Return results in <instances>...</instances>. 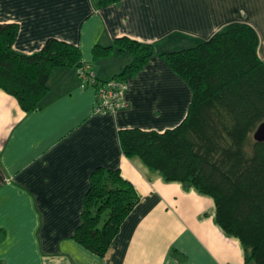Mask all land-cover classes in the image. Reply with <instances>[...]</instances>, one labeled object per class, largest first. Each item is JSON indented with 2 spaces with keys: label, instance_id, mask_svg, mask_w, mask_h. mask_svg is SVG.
I'll list each match as a JSON object with an SVG mask.
<instances>
[{
  "label": "crops",
  "instance_id": "obj_1",
  "mask_svg": "<svg viewBox=\"0 0 264 264\" xmlns=\"http://www.w3.org/2000/svg\"><path fill=\"white\" fill-rule=\"evenodd\" d=\"M233 21L255 29L264 60V0H0V22L18 26L14 50L32 53L49 38L75 44L102 80L128 63L116 38L153 42L155 50L127 79L125 106L107 113L93 111L95 87L73 66L52 69L47 94L29 112L0 89V264H246L239 239L216 223L211 196L164 180L125 156L119 141L124 128L162 131L181 122L191 90L159 54ZM99 166L118 169L138 196L102 256L73 238Z\"/></svg>",
  "mask_w": 264,
  "mask_h": 264
},
{
  "label": "trees",
  "instance_id": "obj_2",
  "mask_svg": "<svg viewBox=\"0 0 264 264\" xmlns=\"http://www.w3.org/2000/svg\"><path fill=\"white\" fill-rule=\"evenodd\" d=\"M17 31L16 23L0 22V89L29 112L47 94L54 67L78 68L83 62L77 45L56 38L47 39L37 51L20 53L12 47ZM115 41L117 50L129 53L131 60L111 79L127 81L154 55V44L127 36ZM257 47L255 29L233 21L194 45L161 52L190 87L184 118L162 131H119L125 156L138 157L166 181H180L213 198L216 223L239 239L246 264H264V141L253 137L264 122V60ZM96 79L94 87L107 81ZM137 202L134 186L118 169L96 167L73 238L104 255Z\"/></svg>",
  "mask_w": 264,
  "mask_h": 264
},
{
  "label": "built area",
  "instance_id": "obj_3",
  "mask_svg": "<svg viewBox=\"0 0 264 264\" xmlns=\"http://www.w3.org/2000/svg\"><path fill=\"white\" fill-rule=\"evenodd\" d=\"M76 69L83 85L90 84L94 86L99 83V80L96 79L97 76L87 64H83ZM126 86V81L117 79H108L102 85L96 86L93 111L96 113H107L123 108L125 103L120 96Z\"/></svg>",
  "mask_w": 264,
  "mask_h": 264
},
{
  "label": "water",
  "instance_id": "obj_4",
  "mask_svg": "<svg viewBox=\"0 0 264 264\" xmlns=\"http://www.w3.org/2000/svg\"><path fill=\"white\" fill-rule=\"evenodd\" d=\"M253 137L258 141H264V122L257 126L253 133Z\"/></svg>",
  "mask_w": 264,
  "mask_h": 264
},
{
  "label": "rangeland",
  "instance_id": "obj_5",
  "mask_svg": "<svg viewBox=\"0 0 264 264\" xmlns=\"http://www.w3.org/2000/svg\"><path fill=\"white\" fill-rule=\"evenodd\" d=\"M130 55L129 54H126L125 56H123L122 57V60H126V62H129V60H130ZM115 61H117V60H115ZM121 61V60H120Z\"/></svg>",
  "mask_w": 264,
  "mask_h": 264
}]
</instances>
